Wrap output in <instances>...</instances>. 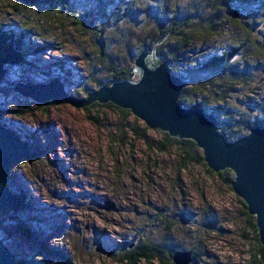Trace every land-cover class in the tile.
<instances>
[{"label":"rangeland","instance_id":"374dc122","mask_svg":"<svg viewBox=\"0 0 264 264\" xmlns=\"http://www.w3.org/2000/svg\"><path fill=\"white\" fill-rule=\"evenodd\" d=\"M220 4L217 0H75L73 8L91 16V29L67 14L0 0V24L16 31L30 30L35 42L49 41L56 47L29 58L38 67L26 76L27 71L11 69L9 81L69 79L73 96L85 98L80 86L90 81L93 71H99L104 82L109 78L97 53L95 29H105L111 57L121 67L135 69L144 45L162 58L157 42L167 19L176 16L191 21L185 28L187 61L179 73L187 75L188 62L196 68L225 53L234 55L236 71L231 77L203 74L191 78L185 88L192 98L209 95L212 106L224 108L223 121L229 125L237 120L253 122L264 116V0ZM236 10L240 12L237 18ZM178 45L181 42L174 37L166 39V47ZM161 51L165 53L166 48ZM30 102L16 93L0 95V108L7 112L2 123L27 136L40 153L31 165L20 169L15 163L11 169L12 184L31 204L15 215L17 220L12 209L0 213L1 237L13 251L37 261L43 246L56 252L46 256L49 264H125V252L145 244L172 253L177 264L188 260L180 252L198 254L203 264H249L255 240L238 197L218 173L209 174L199 165L182 170L174 151L152 157L146 143L131 135L125 146L114 145L115 131L120 128L121 135L125 129L118 113H87L70 105L45 112ZM139 123L134 126L137 130L146 126ZM159 133L150 130L151 144L160 140ZM114 160L119 162L114 164ZM107 201L116 203L119 211L99 210L98 205ZM24 215L32 237L16 228ZM215 222L218 229L208 227ZM60 253L66 260L58 257Z\"/></svg>","mask_w":264,"mask_h":264},{"label":"water","instance_id":"95a60500","mask_svg":"<svg viewBox=\"0 0 264 264\" xmlns=\"http://www.w3.org/2000/svg\"><path fill=\"white\" fill-rule=\"evenodd\" d=\"M239 17L238 10L233 11ZM135 79L103 85L85 98L69 94L64 82L55 79L48 83L18 82L13 92L45 107L65 108L69 105L83 110L94 103L113 104L142 121L150 130H158L179 140H192L202 150L205 163L213 172L231 170L235 179L232 189L256 218L259 239L264 246V125L235 142H228L218 131L217 118L202 108H185L179 104L187 80L172 74L164 58L148 47L135 61ZM6 110L0 108V212L17 204L12 190L11 169L31 165L27 161L34 149L23 135L2 123ZM39 158V156H38ZM37 158V159H38ZM112 201L98 205L99 210L117 213ZM185 263L192 262V254ZM0 264H18L17 253L0 238Z\"/></svg>","mask_w":264,"mask_h":264},{"label":"trees","instance_id":"16d2710c","mask_svg":"<svg viewBox=\"0 0 264 264\" xmlns=\"http://www.w3.org/2000/svg\"><path fill=\"white\" fill-rule=\"evenodd\" d=\"M21 5L29 8H46L47 11L51 13H60L62 15H70L77 19L80 25L84 27L94 29L93 22L89 20L90 15L85 16L81 14L79 11L73 8V2L75 0H17ZM229 0H217V3H222L220 5H224ZM234 15V14H233ZM235 16V15H234ZM236 17V16H235ZM237 18V17H236ZM83 20H86L83 22ZM168 23L165 28L161 31V37L159 38L157 43H160V47L158 50V54L164 58L166 61L169 71L179 76L188 82L195 80L198 78V75L201 76L203 74L206 75H214V76H228L231 77L236 69L233 67V53H225L222 56L214 57L208 63L198 66L194 68L188 62L189 67L187 69V75L181 74L178 71L181 69L180 65H184L187 61L184 54L185 44L187 43V33L185 28L187 26H191V21H181L178 17L173 16L170 19H167ZM32 32L30 30H12L0 24V95L5 97H10L14 95L13 87L15 84L10 83L9 81V72L13 68H20L24 71H27L24 75L26 76L28 72L30 73L34 68L38 66L35 65L33 60H28L29 58L35 59L36 57L48 53L53 49H56L55 45L49 41L35 42L30 36ZM94 33L96 34L95 45L97 48V53L100 60L103 62V67L106 69L108 73L107 81L104 78L99 77V71H93L90 75V81L85 82L80 86L79 92L84 94L86 97L88 94L96 91L99 87L103 85L111 86L115 82H121L126 80H134L135 79V71L133 68H124L120 66L118 60H115L108 53L105 42V29L97 30L95 29ZM174 37L176 40L181 42V45L178 46H170L166 47L165 42L166 39ZM149 46L144 45V48ZM166 48V52L164 53L162 50ZM150 49V48H149ZM142 52V51H141ZM140 52V53H141ZM139 53V54H140ZM139 56V55H138ZM137 56V57H138ZM35 57V58H33ZM136 61V60H135ZM192 67V68H191ZM66 86V90L69 94L73 95V86L71 85L69 79L62 80ZM92 85L95 89L92 88ZM190 85V84H189ZM191 91H194L193 84L190 86ZM19 95V94H18ZM209 95H206L200 99H193L190 94V90L188 88L183 89L181 97L179 99V104L185 108H202L206 113H210L214 115L218 122V131L226 138L228 142H235L241 138L246 137L252 128L258 125H264V116L261 119H257L253 122H245L242 120H237L236 123H229L223 121V118L227 116L224 108L219 106H212V100L207 101ZM31 106L34 105L33 102H30ZM38 108H42L45 112L49 111L45 107L38 105ZM29 109V107L27 108ZM85 112L89 113V111H104L109 110L113 113H118L121 119V124L124 125L125 129L121 132L120 128L115 131V134L112 136V143L116 146L122 147L125 146L126 142L130 135L134 138H138L146 143L148 149L153 151L150 156L154 157V154H163L168 155L171 154L172 151L175 152L178 161H181L182 170L188 169L192 165L204 166L207 168V172L209 174H213L214 172L208 168L207 164L204 160V155L201 149L197 146V144L192 140H179L171 137L166 133H159L160 140H158L155 144H151L149 142L148 133L150 132L147 126H144L143 129L137 130L135 127L140 125L139 120L134 118L132 113L129 110H124L119 108L113 104H99L94 103L93 105L84 108ZM20 115H25L26 112L17 111ZM100 114H98L99 116ZM133 118V123H131V119ZM94 119V118H93ZM97 118L94 119L96 122ZM3 121V120H2ZM120 122V120H119ZM5 124V123H4ZM226 124L227 126H225ZM238 124V125H237ZM237 125V126H234ZM135 126V127H134ZM123 133H127L123 135ZM23 138L29 141L32 144V148L36 151H33L32 154L27 158V161L34 162L37 160L38 156H40L39 147L37 144H33L32 141L27 137L23 136ZM29 139V140H28ZM121 144V145H120ZM119 161L114 160V164H117ZM15 167V166H14ZM12 173V172H11ZM218 177L223 179L225 186L228 190L234 193L232 189V182L234 181L233 174L231 170H226L224 172H220L217 174ZM12 190L14 196L16 198L17 204L13 206L12 213H14V217L16 214L20 212L24 213L25 209L30 208L31 204L25 198L23 192L16 188L12 184ZM235 194V193H234ZM238 202L243 208L244 218L248 222V227L251 230L252 236L254 238V246L250 250V262L249 264H264V246L261 244L259 239V230L257 227L256 218L251 216L248 211V207L245 202L238 197ZM18 216V215H17ZM15 220L17 218L15 217ZM27 219L24 215V219L20 220L21 224H15L18 231H20L23 235L27 237H32L31 235V227L27 224ZM208 227L213 229H218L217 223H209ZM0 238L7 240L3 237ZM8 244V243H7ZM55 251H50L47 248L41 246V252L39 254V259L34 261V257L31 260L24 258L23 254L17 253L18 256V264H49V261L46 259V256L55 255ZM185 252H180V256H183ZM165 255V257H163ZM60 259L66 260V257L60 253L58 254ZM155 260H159L161 264H177L175 259L172 256V253L165 252L163 249L157 246H148L141 245L139 248H134L129 252H125V255L122 258V263L125 264H139L140 262H145L146 264H152ZM188 264H203L201 263L200 256L195 253L192 254V262Z\"/></svg>","mask_w":264,"mask_h":264},{"label":"flooded vegetation","instance_id":"af4514ba","mask_svg":"<svg viewBox=\"0 0 264 264\" xmlns=\"http://www.w3.org/2000/svg\"><path fill=\"white\" fill-rule=\"evenodd\" d=\"M187 83H188V81H187ZM187 83H186V85H187ZM185 89V88H184Z\"/></svg>","mask_w":264,"mask_h":264},{"label":"bare ground","instance_id":"6f19581e","mask_svg":"<svg viewBox=\"0 0 264 264\" xmlns=\"http://www.w3.org/2000/svg\"><path fill=\"white\" fill-rule=\"evenodd\" d=\"M180 102V101H179ZM14 166V165H13Z\"/></svg>","mask_w":264,"mask_h":264},{"label":"clouds","instance_id":"9594fccd","mask_svg":"<svg viewBox=\"0 0 264 264\" xmlns=\"http://www.w3.org/2000/svg\"><path fill=\"white\" fill-rule=\"evenodd\" d=\"M1 213V212H0ZM18 257V256H17Z\"/></svg>","mask_w":264,"mask_h":264}]
</instances>
